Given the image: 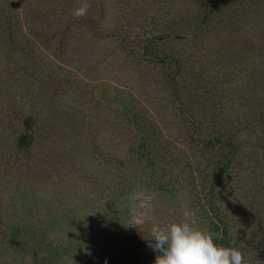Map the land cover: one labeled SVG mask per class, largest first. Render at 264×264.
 I'll return each mask as SVG.
<instances>
[{
    "label": "trees",
    "instance_id": "trees-1",
    "mask_svg": "<svg viewBox=\"0 0 264 264\" xmlns=\"http://www.w3.org/2000/svg\"><path fill=\"white\" fill-rule=\"evenodd\" d=\"M79 3L89 8L76 19ZM79 3L0 0V175H42L38 162L55 154L56 131L62 123L75 127L97 90L89 66L95 48L115 41L122 51L115 67L138 72L141 66L147 77L149 69L158 77L166 110L179 118L195 151L197 193L220 225L214 243L237 249L217 198L232 166L244 158L257 162L256 149L264 151V0ZM116 78L110 80L119 84ZM114 91L102 93L119 104L114 130L122 136L126 126L141 152L167 147L154 120L164 115L159 98L125 106L123 90ZM259 176L264 184V169Z\"/></svg>",
    "mask_w": 264,
    "mask_h": 264
},
{
    "label": "rangeland",
    "instance_id": "rangeland-1",
    "mask_svg": "<svg viewBox=\"0 0 264 264\" xmlns=\"http://www.w3.org/2000/svg\"><path fill=\"white\" fill-rule=\"evenodd\" d=\"M94 51L89 66L97 90L81 106L77 125L62 123L56 131L55 154L38 162L42 175H0V264H154L157 253L148 240L153 226L179 222L186 211L220 237V225L197 193L202 179L191 168L195 151L179 118L166 110L158 77L150 69L147 77L141 66L138 72L115 67L122 55L115 41ZM103 87L106 95L123 90L125 106L140 108L147 98H159L164 115L154 120L169 148L141 152L126 126L125 135L115 131L119 104L104 98ZM256 152L257 162L244 158L232 166L217 198L244 264H264V184L257 182L264 151Z\"/></svg>",
    "mask_w": 264,
    "mask_h": 264
},
{
    "label": "clouds",
    "instance_id": "clouds-1",
    "mask_svg": "<svg viewBox=\"0 0 264 264\" xmlns=\"http://www.w3.org/2000/svg\"><path fill=\"white\" fill-rule=\"evenodd\" d=\"M88 8L87 3H79L72 10L73 17H85ZM148 240L157 253L154 264H244L240 250L214 243L212 234L200 228L191 212H184L179 222L153 226Z\"/></svg>",
    "mask_w": 264,
    "mask_h": 264
}]
</instances>
